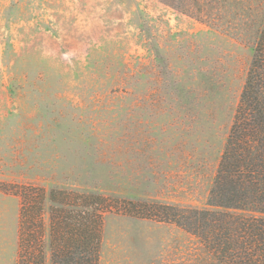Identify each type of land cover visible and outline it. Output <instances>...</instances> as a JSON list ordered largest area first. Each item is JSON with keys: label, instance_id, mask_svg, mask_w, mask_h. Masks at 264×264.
<instances>
[{"label": "rangeland", "instance_id": "obj_1", "mask_svg": "<svg viewBox=\"0 0 264 264\" xmlns=\"http://www.w3.org/2000/svg\"><path fill=\"white\" fill-rule=\"evenodd\" d=\"M263 24L264 0H0V183L206 209ZM118 211L100 264H217ZM19 214L0 190V264Z\"/></svg>", "mask_w": 264, "mask_h": 264}, {"label": "trees", "instance_id": "obj_2", "mask_svg": "<svg viewBox=\"0 0 264 264\" xmlns=\"http://www.w3.org/2000/svg\"><path fill=\"white\" fill-rule=\"evenodd\" d=\"M0 190L20 198L17 264H100L104 217L117 209L176 225L217 264H264V24L206 209L123 201V211L99 195L29 184Z\"/></svg>", "mask_w": 264, "mask_h": 264}]
</instances>
